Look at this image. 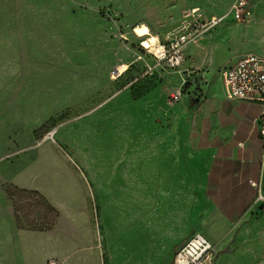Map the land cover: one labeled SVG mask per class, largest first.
<instances>
[{"label": "rangeland", "instance_id": "rangeland-1", "mask_svg": "<svg viewBox=\"0 0 264 264\" xmlns=\"http://www.w3.org/2000/svg\"><path fill=\"white\" fill-rule=\"evenodd\" d=\"M234 1L0 0V264H173L183 237L208 234L218 213L179 105L264 54V22L242 41L232 15L209 26ZM150 33L170 50L187 35L184 61H159ZM261 219L212 238V264H264Z\"/></svg>", "mask_w": 264, "mask_h": 264}, {"label": "crops", "instance_id": "crops-1", "mask_svg": "<svg viewBox=\"0 0 264 264\" xmlns=\"http://www.w3.org/2000/svg\"><path fill=\"white\" fill-rule=\"evenodd\" d=\"M257 9L258 4L252 1V16L234 23L241 41L249 35L248 30L264 22V11L255 16ZM246 52L262 54L253 49L243 53ZM121 61L129 66L132 63ZM188 108L192 111L193 128L199 133L201 190L214 203L218 216L208 234L203 231L190 232L176 245L175 250L194 232L203 233L213 242L212 238L221 237L222 230L233 222L264 220V200L258 197L259 193L264 196V133L261 132L264 122L260 117L264 103L228 98L220 81V88L198 98L193 109L188 98H184L179 112L183 113ZM14 262L17 264V260Z\"/></svg>", "mask_w": 264, "mask_h": 264}, {"label": "built area", "instance_id": "built-area-1", "mask_svg": "<svg viewBox=\"0 0 264 264\" xmlns=\"http://www.w3.org/2000/svg\"><path fill=\"white\" fill-rule=\"evenodd\" d=\"M228 15H232L236 21H244L251 17L250 0H235L230 12L213 17L209 26L218 24ZM187 40H189V37L182 34L178 40L173 42L171 50L165 44H160L153 54L159 61L168 59L173 66H178L184 61L180 48L182 43ZM137 58H141V55H138ZM130 66L122 61L113 64L109 71L110 77L112 79L121 77ZM221 81L228 98L262 101L264 103V55L255 52L243 53L222 70ZM183 93L184 89L181 86L172 89L167 96V104L174 105L177 103L183 97ZM260 117L264 122V111ZM261 132L264 133V125ZM258 197L264 200L262 194L259 193ZM213 247L214 243L203 233L194 232L175 250L173 264H212ZM49 264H59V261L51 259Z\"/></svg>", "mask_w": 264, "mask_h": 264}, {"label": "bare ground", "instance_id": "bare-ground-1", "mask_svg": "<svg viewBox=\"0 0 264 264\" xmlns=\"http://www.w3.org/2000/svg\"><path fill=\"white\" fill-rule=\"evenodd\" d=\"M149 35H151V33ZM155 40H156L155 36H153V35L148 36L147 39L143 40L142 45L152 49L153 50L152 52L157 51V48L159 47L160 44L157 42V40L156 41ZM144 42H146V43H144Z\"/></svg>", "mask_w": 264, "mask_h": 264}, {"label": "trees", "instance_id": "trees-1", "mask_svg": "<svg viewBox=\"0 0 264 264\" xmlns=\"http://www.w3.org/2000/svg\"><path fill=\"white\" fill-rule=\"evenodd\" d=\"M197 103H198V98L192 96L190 98V108L193 109L196 106Z\"/></svg>", "mask_w": 264, "mask_h": 264}]
</instances>
